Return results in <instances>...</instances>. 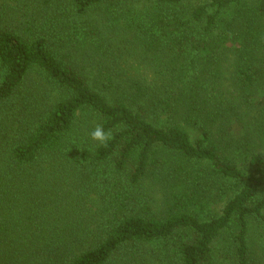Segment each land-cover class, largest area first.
<instances>
[{"label": "trees", "instance_id": "16d2710c", "mask_svg": "<svg viewBox=\"0 0 264 264\" xmlns=\"http://www.w3.org/2000/svg\"><path fill=\"white\" fill-rule=\"evenodd\" d=\"M0 264H264V0H0Z\"/></svg>", "mask_w": 264, "mask_h": 264}, {"label": "clouds", "instance_id": "9594fccd", "mask_svg": "<svg viewBox=\"0 0 264 264\" xmlns=\"http://www.w3.org/2000/svg\"><path fill=\"white\" fill-rule=\"evenodd\" d=\"M89 136L92 141L96 142L100 146L106 147L109 141L112 139L111 129L105 131L103 126L97 125L89 133Z\"/></svg>", "mask_w": 264, "mask_h": 264}]
</instances>
